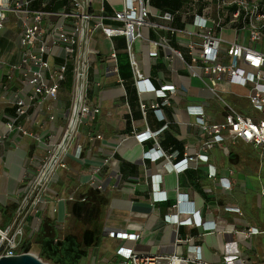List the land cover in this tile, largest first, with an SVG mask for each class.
Instances as JSON below:
<instances>
[{
	"label": "crops",
	"instance_id": "obj_1",
	"mask_svg": "<svg viewBox=\"0 0 264 264\" xmlns=\"http://www.w3.org/2000/svg\"><path fill=\"white\" fill-rule=\"evenodd\" d=\"M181 1L151 0V5L153 10L173 11ZM40 4L39 0L33 3L34 7ZM63 4L57 0L54 8ZM99 5V0H94L97 11ZM105 7L106 13L112 12L109 3ZM144 28L146 36H157L149 27ZM19 36L18 26L9 43L13 48L10 58L5 59L0 52L2 227L13 222L39 166L62 138L72 105L73 72L69 63L57 99H46L21 117L20 123L31 134L8 128L7 122L16 114V93L24 98L30 93L29 88L20 89L17 75L8 74L10 64L20 55ZM172 43L177 44L174 40ZM90 44L95 51L86 101L100 110L94 118L85 117L79 124L63 155L64 165L54 171L43 200L27 204L19 251H32L50 264H122L117 253L119 245L131 246L139 253L187 254L190 241L176 244V239L192 237V242L201 247L203 260L211 264H252L257 259L264 264V149L251 142L227 139L207 151L208 161L191 162L180 172L167 167L165 156L153 160L148 154L152 147L172 155V162L200 150L206 135L186 108L201 104L208 119L221 121L227 110L224 102L200 79L192 77L181 60L169 62L164 48L158 57H151V44L136 40V58L153 84L179 88L170 97V104L163 106V119L152 109L144 114L141 101L158 97L154 92L139 93L125 37H108L99 29ZM113 50L116 58L111 56ZM50 57L52 63L62 60L60 55ZM116 63L118 73L112 71ZM119 76L125 79L124 84ZM246 92L235 88L224 91L223 96L226 99L230 95L228 102L249 113L253 107ZM165 123L167 127L145 141L140 142L134 135L158 131ZM212 169L216 170L214 177L209 175ZM227 180L230 187L223 186ZM181 194L189 200L182 206L192 205L204 221H214L216 229L166 221ZM162 195L165 197H159ZM230 205L240 207L242 212L226 210ZM249 226L257 227L259 232L244 238L240 230ZM111 230L136 231L139 238L123 240L109 235Z\"/></svg>",
	"mask_w": 264,
	"mask_h": 264
},
{
	"label": "built area",
	"instance_id": "obj_2",
	"mask_svg": "<svg viewBox=\"0 0 264 264\" xmlns=\"http://www.w3.org/2000/svg\"><path fill=\"white\" fill-rule=\"evenodd\" d=\"M34 1L0 0V33L10 18L9 13L20 27V55L10 64L8 74L10 77L18 76L22 83L20 89L30 90L27 98L16 93L13 99L16 114L7 126L31 134L20 123L21 117L46 99H57L69 63L73 72L72 105L62 138L49 149L39 166L13 222L6 227L0 226V255L21 252L19 245L24 233L27 204L43 200L54 171L64 165L63 155L79 124L85 117L94 118L100 110L86 101L89 68L95 51L90 40L99 29L108 37H125L133 80L139 93H156L158 100L141 101L144 114L152 109L163 119V106L170 104V97L179 88L174 84L159 87L153 84L136 58V40L151 44V57H158L162 47L169 62L181 60L191 76L200 79L204 87L225 104L227 110L221 121L208 119L201 104L188 105L187 112L195 116L196 123L206 135L200 150L186 153L180 161L172 162V155L162 148L152 147L148 154L153 160L165 156L167 167L180 172L191 162L208 161L207 151L227 139L251 142L264 149V0H191L184 13L180 9L153 10L151 0H120L119 8L113 5L114 0H99V12L93 7L94 0H62L63 6L56 9L57 0H39L41 4L38 7L32 6ZM105 3L111 5L112 12H105ZM107 19L111 22H106ZM187 24L194 29L187 30ZM144 27H149L157 36H146ZM225 30L231 31L232 37H224ZM172 40L177 44L174 45ZM56 55H60L62 60L52 63L50 56ZM111 56L116 58L117 53L113 50ZM112 71L118 73L117 63ZM118 80L124 84V78L119 76ZM235 88L247 91L246 96L257 114L245 113L224 98V91H234ZM167 125L165 123L158 131L146 130L134 135L142 142L157 135ZM209 175L216 176V170L212 169ZM223 186L230 187L229 180L224 181ZM31 193L36 194L33 199ZM182 202L189 203V200L181 194L173 205V212L166 215V221L178 225L194 224L206 230L216 229L214 221H204L199 210L192 205L184 207ZM225 209L242 212L238 206L230 205ZM258 232L255 226L240 230L244 238ZM109 235L123 240L139 238V233L127 230H111ZM192 239H176V244L190 241L187 254L139 253L127 245H119L117 253L122 257V264H211L203 260L201 247Z\"/></svg>",
	"mask_w": 264,
	"mask_h": 264
},
{
	"label": "rangeland",
	"instance_id": "obj_3",
	"mask_svg": "<svg viewBox=\"0 0 264 264\" xmlns=\"http://www.w3.org/2000/svg\"><path fill=\"white\" fill-rule=\"evenodd\" d=\"M190 1L191 0H182L181 1L182 3L180 2V5H179L180 7L178 9L181 10L180 11L181 13H184L187 10V7H188ZM113 5L115 6V8H119V7H121V1L120 0H114ZM9 15H10V17L12 16L11 13H9ZM4 25L5 26L0 33V52L1 53L3 52L2 57L4 56L5 59H8L13 54V48L12 47H11V49L9 48V43H10V40H12V37H14L15 33H17V31H18V22L16 21V19L14 17L12 20L10 18H8L5 21ZM185 27L187 30L194 29L193 26L190 24L185 25ZM144 32L147 33L146 28H144ZM231 34H232L231 31L225 30L223 33V36L230 38V37H232ZM230 97H231L230 95H227L226 99L230 98ZM249 113L254 114V109H251V111ZM252 264H262V262H260V260L257 259V260H253Z\"/></svg>",
	"mask_w": 264,
	"mask_h": 264
},
{
	"label": "water",
	"instance_id": "obj_4",
	"mask_svg": "<svg viewBox=\"0 0 264 264\" xmlns=\"http://www.w3.org/2000/svg\"><path fill=\"white\" fill-rule=\"evenodd\" d=\"M0 264H50L32 251H23L13 255H0Z\"/></svg>",
	"mask_w": 264,
	"mask_h": 264
}]
</instances>
